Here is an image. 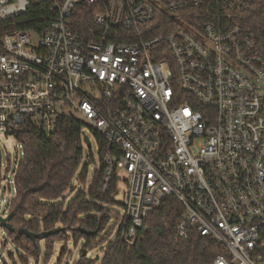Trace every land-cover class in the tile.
Masks as SVG:
<instances>
[{"label":"built area","instance_id":"2783aa9c","mask_svg":"<svg viewBox=\"0 0 264 264\" xmlns=\"http://www.w3.org/2000/svg\"><path fill=\"white\" fill-rule=\"evenodd\" d=\"M254 2L52 0L34 29L29 0H0V130L87 122L119 243L172 197L178 235L222 248L210 264H264V44L240 21ZM78 6L95 8L88 22Z\"/></svg>","mask_w":264,"mask_h":264},{"label":"trees","instance_id":"16d2710c","mask_svg":"<svg viewBox=\"0 0 264 264\" xmlns=\"http://www.w3.org/2000/svg\"><path fill=\"white\" fill-rule=\"evenodd\" d=\"M29 1L30 7L19 18L22 27L38 29L39 24L56 16L52 0ZM77 8L75 22H85L84 14L88 22L95 10L91 6ZM240 21L264 44V0H255L243 12ZM83 126L80 119L68 115L61 117L51 131L31 125L16 134L22 156L12 178L14 195L5 206L6 215L12 214L9 223L15 231L0 225L1 246L9 240L21 264H38L40 258L48 262L57 242L62 244L57 258L60 263L70 241L74 245L80 243L81 248L72 263L63 264H95L96 261L98 264H210L217 254L223 253L213 239L193 229H187L185 238L178 235L183 208L176 199L168 197L149 214L144 223L146 228L133 244L127 246L114 238L102 250L101 257H95V261L87 257L83 251L108 240L118 216L110 207L118 203L114 181L105 193L100 191L102 159L107 149L95 131L92 134L97 144L99 167L94 169L87 184L92 152L89 147L84 161ZM7 188L10 191L9 185ZM73 192L67 201L66 194ZM111 219L113 223L109 226ZM20 228L50 234L33 241L19 235ZM13 257L9 253L12 264H16ZM0 264L8 262L0 257Z\"/></svg>","mask_w":264,"mask_h":264},{"label":"rangeland","instance_id":"374dc122","mask_svg":"<svg viewBox=\"0 0 264 264\" xmlns=\"http://www.w3.org/2000/svg\"><path fill=\"white\" fill-rule=\"evenodd\" d=\"M85 126L82 128V134H85L90 142V150L92 152V161L90 162V166L88 168V174H87V184L90 182L91 176L93 174L94 169H97L99 167L98 164V149L95 137L93 136L92 132L89 129L88 123H84ZM89 147L86 145L84 146V161H86L88 154H89ZM21 158V148L20 144L17 142L16 138L12 134H6L3 130H0V215L5 216V206L6 201L14 195L13 190V183H12V177L11 173L16 168L19 160ZM83 161V163H84ZM10 186V191H8L7 186ZM75 192L73 193H67L66 194V200L68 201ZM110 210L113 213L121 214V207L114 206L110 207ZM113 219H111L109 226H112ZM1 233V229H0ZM116 233V226L112 227L111 234L108 236V240L105 241L100 246L95 247H88L85 252L87 257H91L95 261V257H101L102 250L114 240ZM42 243V242H41ZM61 243L57 242L54 244L53 250H52V256L49 259L48 262H43L44 260L42 258L39 259L38 264H63L64 262L68 261L69 263H72L77 257L79 250L81 248V244L74 245L71 241L67 245V249L65 251V255L62 257L61 262L58 263V256H59V250L61 248ZM9 253L13 254V259L15 260L16 264H21V261L17 259L16 255V249L11 244L9 240H7V243L5 246H1L0 244V257L6 260L8 264H12V260L9 258ZM32 264V263H31ZM95 264H98V261L95 262Z\"/></svg>","mask_w":264,"mask_h":264},{"label":"water","instance_id":"95a60500","mask_svg":"<svg viewBox=\"0 0 264 264\" xmlns=\"http://www.w3.org/2000/svg\"><path fill=\"white\" fill-rule=\"evenodd\" d=\"M83 142L84 144L89 147L90 146V142L89 139L86 135H83ZM12 214H7L5 217L0 215V225L8 230H10L11 232L15 231V229L10 225L9 220L11 218ZM17 233L19 235H25L27 238L31 239V240H35V239H41L44 238L46 236H48L50 234V232H41V233H33L28 231L25 228H20L17 230ZM85 253V252H83Z\"/></svg>","mask_w":264,"mask_h":264}]
</instances>
